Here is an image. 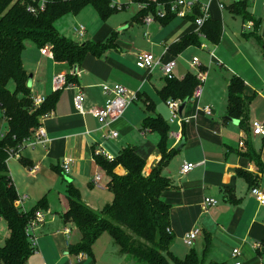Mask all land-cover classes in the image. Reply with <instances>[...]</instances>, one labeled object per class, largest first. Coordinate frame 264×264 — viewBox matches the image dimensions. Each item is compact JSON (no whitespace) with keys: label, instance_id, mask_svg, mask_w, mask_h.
Returning a JSON list of instances; mask_svg holds the SVG:
<instances>
[{"label":"crops","instance_id":"0c3cea01","mask_svg":"<svg viewBox=\"0 0 264 264\" xmlns=\"http://www.w3.org/2000/svg\"><path fill=\"white\" fill-rule=\"evenodd\" d=\"M244 1L250 18L240 11L239 6ZM112 2L119 6L117 10H126L123 14L124 21L114 23L117 18H110L97 24L95 14L92 13V18L87 21L93 22L91 31L89 32V25H85L87 37L77 42L106 43L114 32L116 38L101 56L88 54L82 65L78 66L76 74L67 62H57L54 57L42 54L33 41L26 42L22 59L28 74L32 75L33 95L50 96L56 93L57 101L52 109V117L44 123L48 140L34 146L26 143L20 150V158L27 162H22V174L32 184L54 183L66 188V191L69 182H73L80 189L83 201L96 210L111 203L114 198L110 189L111 178L95 161L97 148L101 147L117 157L122 149L135 146L146 160L144 174L148 175L162 156L157 148L160 135L153 130L144 129L143 120L148 116H162L168 122L169 118L166 101L160 93L167 77L160 68H155L152 72L138 68L137 54L152 52L164 62L176 59V78L183 79L188 73L198 74L202 70L206 72V80L200 98L196 102L188 100L182 110L181 116L189 117L190 120L184 123L180 142L175 144L172 138L168 140L169 149H177L185 139L182 149H177L176 155L163 170V174L173 184L161 194L162 199L170 204V227L174 236L170 249L172 253L185 252L188 247L183 239L185 233L199 227L201 234L195 245L189 248L196 250L206 262L233 264V249L239 248L242 264H264V204H260L251 192L253 187L264 191V136L255 135L252 128L254 121L264 124V0H225L226 7L223 10H220L218 1L213 0L210 17L221 22L219 41L213 42L206 36L208 48L201 47L203 40L200 39L199 45H189L181 50L177 48L179 41L187 35L197 33L198 27L192 14L180 17L174 13L175 16L169 19L156 17L147 24L145 17L155 11H142L144 8L141 3L134 0ZM76 17L77 15H67L59 19L56 22L59 31L63 34L60 20L74 22ZM251 18L258 21L259 26L254 30H245L244 24ZM243 42H258L260 50L249 51L242 45ZM210 50H214V56H211ZM193 57H198L199 67L192 65ZM219 59L227 60L230 66L226 67ZM61 73L66 74L67 78L70 76L85 92V114L78 113L74 108L73 98L77 87L54 90L52 80ZM234 76H239L244 81L247 105V113L243 120L237 119L238 123L225 117L228 115V84ZM115 83H121L136 92L137 99L110 128H101L89 110L105 103L107 96L102 91V84ZM206 106L211 107L212 115L203 111ZM165 111L168 113L167 118L164 117ZM7 127L4 111L0 106V137ZM110 129L118 131L116 138L108 137ZM173 129L177 130L178 126L173 125ZM67 156L74 159L69 174H65L61 167L62 159ZM253 157L261 160L263 169H260ZM13 159L16 158L8 160V166L14 181L15 173L10 167ZM185 161L198 165L190 173L183 175L180 170ZM35 165L39 169L32 171ZM115 171L119 174L126 173L122 165H118ZM247 172L251 173L252 180L245 177ZM97 174L101 176V187L93 182ZM62 179L65 184L60 183ZM86 183L98 192H103L105 197L97 200V191L89 193ZM14 184L16 186L15 181ZM17 192L19 195L27 194L29 198L26 201L34 200L39 203L45 199L51 215L36 231L38 252L30 257L28 264L98 263L97 259L100 257L97 256L96 249L93 258L86 253L70 252L71 244L79 242L81 234L74 230L71 221L66 222L62 217L69 208L66 192L59 196V207H53L46 196L39 199V196L33 197L34 193L29 195L19 189ZM207 197L216 198L218 203L204 207ZM30 209L32 207L26 208L27 211ZM57 218L62 226L48 229V223ZM2 220L4 218L0 219ZM67 228L71 229L70 234H66ZM102 245L110 247L112 254L119 253L111 237L106 238ZM122 259L128 260L125 255H122Z\"/></svg>","mask_w":264,"mask_h":264},{"label":"trees","instance_id":"16d2710c","mask_svg":"<svg viewBox=\"0 0 264 264\" xmlns=\"http://www.w3.org/2000/svg\"><path fill=\"white\" fill-rule=\"evenodd\" d=\"M134 1L148 3L142 11H155L158 3H165L168 13L164 19L175 16L169 9V4L174 0ZM31 5L30 0H0V106L8 124L6 132L0 137V215L10 229L4 245L0 246L1 264H28L34 252L25 227L37 210L48 209L45 199L27 212L19 208V194L8 166L10 154L23 147L25 140L40 125V115L51 111L57 101L54 93L47 96L40 109L32 111L33 93L28 85L29 74L22 59L26 42L31 40L40 49L49 46L55 61L67 62L74 68L81 66L88 54L101 56L116 38L114 32L106 43H79L67 38L56 26L62 17L77 15L88 6L96 10L102 21H106L119 7L112 0H49L44 9L36 11H32ZM239 7L244 16L250 18L245 1ZM200 14V7L197 6L192 13L193 20ZM258 26L259 22L255 21V29ZM201 30L209 40L218 42L221 22L209 17ZM200 41L198 33L187 35L179 41L177 48L181 50L189 45H199ZM262 55L264 57V46ZM70 78L68 80L73 82ZM12 83L13 89L10 87ZM198 85L197 75L188 73L183 79L167 78L160 93L165 101L169 98L185 101L192 97ZM246 113L244 81L234 76L228 84V115L243 120ZM142 127L160 135L157 148L162 157L148 175L144 174L146 160L135 146L122 149L113 161L94 155L96 163L111 178L110 189L114 195L111 203L101 210L93 209L83 201L80 189L69 182L66 191L69 208L62 217L66 222L71 221L81 234L80 241L71 244L70 252L86 253L93 258L96 242L107 233L119 254L130 257L134 264H227L206 262L194 249L184 258L172 253L170 248L174 236L167 231L170 227V204L162 199L161 194L173 186L163 170L176 155L177 149L168 147L171 126L162 116L146 117ZM253 159L263 169L261 160L256 157ZM22 162L27 164L24 159ZM118 165L126 169L125 174L115 171ZM245 177L252 180L251 173H245Z\"/></svg>","mask_w":264,"mask_h":264},{"label":"built area","instance_id":"2783aa9c","mask_svg":"<svg viewBox=\"0 0 264 264\" xmlns=\"http://www.w3.org/2000/svg\"><path fill=\"white\" fill-rule=\"evenodd\" d=\"M32 2L31 8L32 11H36L39 9H44L46 6L45 0H30ZM150 1H157V0H150ZM213 0H174L169 4V9L171 12L175 13L177 16L180 17H187L189 14L194 12V9L199 6L201 14L195 18V23L197 24V33L201 41V47L208 48L207 38L204 32H202V26L205 21L210 17V8L211 3ZM218 6L220 10H223L226 7L225 0H217ZM254 1V0H250ZM148 3H141L142 8H147ZM168 13V8L165 3H158L155 13H149L145 17V22L150 24L155 20L156 17L164 18ZM75 32L79 37H83L86 33V26L83 24H77L75 26ZM245 30H254L255 29V21L252 19L246 20L244 24ZM41 53L50 57H54V54L49 46H44L40 49ZM211 56H214V50H210ZM192 65L195 67L200 66V61L198 57L192 58ZM136 65L140 69H145L150 72L155 70V68H160L162 73L167 78H175L174 69L177 65L176 59H170L166 62L162 61L160 57L155 56L152 52H139L136 58ZM197 75L199 80V85L194 90L192 97L189 100L199 99L203 92V83L206 80V72L200 70ZM53 88L55 91L62 89V88H69V87H77V92L73 98L74 108L78 113L85 114L87 112L85 108V101H86V94L85 92L74 82L68 80L66 74H57L54 76L52 80ZM102 91L107 96L105 103L102 106L94 107L89 110V112L97 119L100 123L101 128H110L113 123L118 121L125 113L126 109L137 99V94L133 90H130L127 86L121 83H115L113 85L109 84H102ZM47 96L46 95H33V108L32 111L40 109L42 105L46 102ZM182 99H173L169 98L166 100V105L169 110V118L168 123L171 126V130L169 132V138L174 140L175 144H178L182 138V132L184 123L188 122L190 118H186L181 116L180 107L183 104ZM203 111L208 114L212 115V109L209 106L203 108ZM53 115V111H49L40 115V125L35 130L34 134L25 140L24 144L36 145L37 143H45L47 138V132L44 126L46 120L50 119ZM173 125H177L178 129L174 130ZM253 133L255 135H263L264 136V124L260 121H254L252 124ZM118 136V131L114 129H110L108 133V137L116 138ZM23 144V145H24ZM241 145H244V142H241ZM22 148V147H21ZM21 150V149H20ZM20 150L13 151L10 154V158H20ZM95 155H101L105 157L109 161H113L115 159L114 156L109 154L103 148L98 147L95 151ZM9 158V159H10ZM74 159L70 156H67L62 159L61 167L65 174H69L71 171L72 164ZM198 163L188 162L185 161L181 166V174L185 175L190 173ZM39 169L38 165H35L32 168V171H37ZM101 176L97 174L93 178V182L96 186L101 187L100 184ZM252 194L256 197L260 204H264V191L261 190L259 187L252 188ZM29 198L27 194H21L18 198V206L19 208L27 212L26 208L24 207V202ZM218 203V200L213 197H207L204 200V207L213 206ZM50 212L46 209H39L35 212L34 216L31 217L25 227V232L27 237L30 240L31 246L33 248V252H38V235L36 231L43 226L47 222V217ZM3 218L0 215V219ZM169 233H172L171 227L167 228ZM66 234H70L71 229H65ZM201 234V229L199 227H195L185 233L183 239L187 246L193 247L195 245L196 239ZM241 251L239 248L233 249L232 258L233 264H242L240 259Z\"/></svg>","mask_w":264,"mask_h":264},{"label":"rangeland","instance_id":"374dc122","mask_svg":"<svg viewBox=\"0 0 264 264\" xmlns=\"http://www.w3.org/2000/svg\"><path fill=\"white\" fill-rule=\"evenodd\" d=\"M47 1V0H45ZM120 1V0H118ZM126 12V10H117L116 12H114L106 21H108L110 18L115 19L117 18V20H115L114 23H121L124 20V16L123 14ZM92 13L95 14V19H97V24H100L102 22L101 18L99 17V15L97 14L96 10L93 7H87L86 9L82 10L80 13L77 14L76 20L74 22L71 21H62L60 20V29H62L63 34L69 38L72 39L74 41H80L83 40L87 37V35H85L84 37H79L77 35V33L75 32V25L76 24H83L88 26L89 25V32L91 31V28L93 26V22L88 23L87 21L89 19L92 18ZM131 17V16H130ZM238 21H240L237 18ZM96 23V21H95ZM96 25V24H95ZM242 42V41H240ZM242 45H244L247 50L255 52L257 50H260V45L258 42L256 43H242ZM219 62L223 63L226 67L230 66V63L225 60L219 59ZM13 83L10 85V87L12 88ZM206 97V95H205ZM197 99H191L190 102H196ZM164 117L167 118L168 117V113L167 111L164 112ZM119 129V128H118ZM116 130V129H115ZM120 133L122 134L121 130L119 129ZM109 153V152H108ZM22 159L21 158H16L13 159L10 163V167L11 169L14 171L15 173V183H16V187L19 190H23L24 192L28 193L29 195H33L32 193H34L33 197H37L39 196V199H42L43 196H46L47 199L50 201V203L53 205V207H59L60 205V195H64L66 192V188H61L60 185L58 184H48V185H41V184H32V182L30 180H28L23 174H22V170H21V166H22ZM102 174L104 175V173L102 172ZM14 178V177H13ZM61 184H65L66 182L62 179L60 181ZM86 186L88 187V189H90L89 193H93V190H95V192L97 191L95 197L97 200L99 199H103L105 197V194L103 192H98L97 189L91 188L89 186V183H86ZM86 189V188H85ZM105 192V191H104ZM82 193H84V190L82 191ZM101 194V195H99ZM38 202H34L31 200L25 201L24 202V207L25 208H33V206L35 204H37ZM48 219L51 218V215H48L47 217ZM59 218V217H58ZM55 219L53 221H51V223H48V229H57L58 227L62 226V222L60 221V219ZM53 219V218H52ZM71 226L74 228V230L76 232H80L78 230V228L72 223ZM10 234V229L9 226L7 224V222L5 220L0 221V246H3L5 243V240L7 238V236H9ZM110 235L105 233L100 237L99 242L97 243V247L95 246L94 249H96V253L97 256L100 257L99 259H97V264H134V261L126 256L128 258V260L126 259H122V255L118 254H112L111 248L110 247H104L102 244L104 243L106 238H109ZM187 247V246H186ZM117 248V247H116ZM191 248V247H190ZM189 246L187 247V249H185V252L182 253H178L177 251H174L173 254L178 256V257H185L186 253L190 250ZM118 250V249H117ZM184 251V250H183ZM118 252V251H117ZM1 264V263H0Z\"/></svg>","mask_w":264,"mask_h":264},{"label":"water","instance_id":"95a60500","mask_svg":"<svg viewBox=\"0 0 264 264\" xmlns=\"http://www.w3.org/2000/svg\"><path fill=\"white\" fill-rule=\"evenodd\" d=\"M77 69H78V66H74V73L75 74L77 73ZM28 85L29 86L32 85V75L31 74L29 75ZM187 102H188V100H185L183 102V104L181 105V107H180V113H182V110L184 109V107H185V105H186ZM225 117H226V119L230 120L231 122L238 123V120L235 119V118H233V117H231V116H228L227 115ZM184 144H185V139L182 140V142L180 143V145L178 146L177 149L178 150L182 149V147L184 146Z\"/></svg>","mask_w":264,"mask_h":264}]
</instances>
